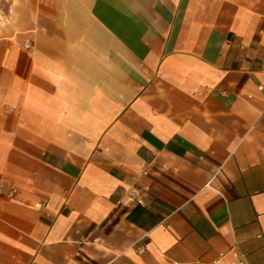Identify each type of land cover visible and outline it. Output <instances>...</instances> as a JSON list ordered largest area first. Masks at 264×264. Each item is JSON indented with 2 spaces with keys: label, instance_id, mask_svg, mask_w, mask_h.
<instances>
[{
  "label": "crops",
  "instance_id": "0c3cea01",
  "mask_svg": "<svg viewBox=\"0 0 264 264\" xmlns=\"http://www.w3.org/2000/svg\"><path fill=\"white\" fill-rule=\"evenodd\" d=\"M235 249L264 264V0H0V264Z\"/></svg>",
  "mask_w": 264,
  "mask_h": 264
},
{
  "label": "built area",
  "instance_id": "2783aa9c",
  "mask_svg": "<svg viewBox=\"0 0 264 264\" xmlns=\"http://www.w3.org/2000/svg\"><path fill=\"white\" fill-rule=\"evenodd\" d=\"M146 187L138 188V187H131L128 192V196L126 202H139L141 201V195H144ZM233 260L229 264H247L245 254L239 250L235 249L232 251Z\"/></svg>",
  "mask_w": 264,
  "mask_h": 264
}]
</instances>
